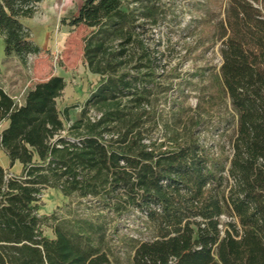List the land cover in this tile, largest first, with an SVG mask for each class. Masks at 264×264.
<instances>
[{"label":"trees","instance_id":"1","mask_svg":"<svg viewBox=\"0 0 264 264\" xmlns=\"http://www.w3.org/2000/svg\"><path fill=\"white\" fill-rule=\"evenodd\" d=\"M42 1L0 0L4 52L24 65L42 51L23 22ZM168 2L84 0L70 24L90 29L84 60L100 78L76 118L58 105L61 75L21 101L0 87V147L10 167L22 164L20 174L0 165V264H116L109 224L116 236L123 219L139 228L133 264H264V0H228L220 73L202 86L196 116L173 113L183 136L155 143L153 103L175 75L150 31ZM227 99L231 116L203 120ZM47 188L78 198L84 214L40 213Z\"/></svg>","mask_w":264,"mask_h":264},{"label":"rangeland","instance_id":"2","mask_svg":"<svg viewBox=\"0 0 264 264\" xmlns=\"http://www.w3.org/2000/svg\"><path fill=\"white\" fill-rule=\"evenodd\" d=\"M166 1H169L167 15L159 24L151 28L150 34L155 41L161 40L160 49L164 53L162 64L165 65L164 69L167 72H172L175 76L164 78L163 83L173 84V88L160 94L153 103L159 121L157 126L149 131L148 142L155 143L168 141L175 131L183 136L185 122L180 125L175 124L173 113H180L185 119L193 114L196 116L198 113L195 108L203 93L202 86L207 84L212 76L220 73L221 49L224 41L222 21L228 3V0ZM43 12L41 6H38L34 17L24 20L32 37L42 47V51L37 54V58L33 56L34 58L26 65L9 58L8 68L4 73L3 71L0 73V82L4 79L7 82L16 79L21 85L19 88H14L12 93L14 98L22 100L20 91L28 79L32 78L35 84L48 79L51 74H63L67 79L68 87L63 96L59 97L58 105L61 110L71 106V117L76 118L90 90L100 78L99 75L88 70L84 60V38L90 29L83 23L72 27L66 21L61 23L59 28L52 25L43 27L44 23L40 22ZM72 14L69 13V16ZM175 100L180 101L181 106H174ZM225 102L214 114L204 113L203 120L213 124L212 122L218 118L231 116L228 99ZM91 114L94 115V111ZM231 131L232 128L229 127L227 133L230 134ZM200 137L202 140L211 139L212 135L204 131L200 133ZM227 149V153H230V148ZM5 157L0 147V162L5 161ZM79 201L76 197L65 196L59 189L47 188L42 194L40 213L50 214L57 211L61 217L81 215L84 212ZM92 210L97 208L94 207ZM228 218L226 216L223 219ZM114 223L109 224L110 257L116 264H133L132 242L128 239L139 232L138 225L133 220L123 219L118 223L115 236L112 231ZM44 230L47 235L53 236L50 227L46 226Z\"/></svg>","mask_w":264,"mask_h":264},{"label":"crops","instance_id":"3","mask_svg":"<svg viewBox=\"0 0 264 264\" xmlns=\"http://www.w3.org/2000/svg\"><path fill=\"white\" fill-rule=\"evenodd\" d=\"M84 0H43L41 3H39V6L44 10L42 13V18H40V22H43V27L52 25L57 28L61 25L63 22H67L68 25L70 24V18L72 16H77L79 13V9L81 8ZM75 8V9H74ZM73 13L72 15L69 16V13ZM34 17V16H33ZM32 18V17H31ZM29 19L25 18L24 20ZM38 22V21H37ZM25 23V22H24ZM26 25V24H25ZM76 26V25H72ZM33 38V37H32ZM35 40V38H33ZM36 42V40H35ZM37 43V42H36ZM38 44V43H37ZM37 58V54H32L29 56V59H33L34 57ZM9 58H14L16 59L19 63L21 62L17 56H7L4 52V46H3V37L0 35V73L8 68L7 63L9 61ZM28 64V62H27ZM24 66V65H23ZM52 75H61L64 77L63 74L60 73H54ZM50 76V77H51ZM49 77V78H50ZM18 78V77H17ZM65 78V77H64ZM66 80V88L68 87L67 79ZM21 84L17 83L16 79H11L9 82L4 79V81L0 82V87H2L8 94H10L12 97L13 95V90L14 88H19ZM34 86L32 78L26 81V83L23 85L21 88L20 94H22V97L24 99V96L26 92ZM66 88L64 89L63 93L65 92ZM63 96V95H62ZM22 99V100H23ZM8 125V122H5L0 126V129L5 128ZM2 149V148H1ZM2 152L5 154V161L0 162V165H2L5 169H9V172L11 174H20L22 171V164L20 161H16L15 164L10 167V159L2 149Z\"/></svg>","mask_w":264,"mask_h":264},{"label":"built area","instance_id":"4","mask_svg":"<svg viewBox=\"0 0 264 264\" xmlns=\"http://www.w3.org/2000/svg\"><path fill=\"white\" fill-rule=\"evenodd\" d=\"M16 99V98H15ZM17 101H21L20 99H16ZM94 115H96V113L94 112Z\"/></svg>","mask_w":264,"mask_h":264}]
</instances>
